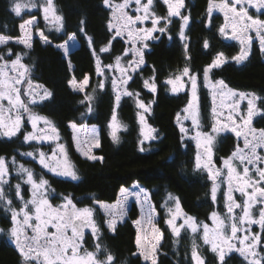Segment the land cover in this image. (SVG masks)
<instances>
[{"label":"snow or ice","instance_id":"6c2138e0","mask_svg":"<svg viewBox=\"0 0 264 264\" xmlns=\"http://www.w3.org/2000/svg\"><path fill=\"white\" fill-rule=\"evenodd\" d=\"M103 3L110 10L106 25L110 34L108 44L97 49L94 39L87 36L83 19L79 28L92 49L96 75L101 79L97 80L91 92L86 91L91 79L87 73L82 79L73 76L68 83L73 91L83 94L79 103L85 105L86 111L81 113V117L93 111L96 93L104 91L108 84L113 90L116 106L123 96L133 98L141 125L139 150L143 152L145 141L156 139L153 135L156 130L147 124L145 115L150 113V104L154 101L146 104L139 92L129 90V81L133 80L145 63L144 49L148 47V41L167 34L173 18H179L178 36L186 53L185 59L190 61L185 32L190 16L184 12L185 0H162L167 8L164 16L156 12L157 0H103ZM32 9H39L42 13L45 28L49 32L64 30V16L58 10L55 0H11L10 11L16 17H21L22 12H31ZM214 11L223 15L224 23L218 27L220 35L225 39L238 41L241 46L239 53L231 57L232 60L237 63L246 60L253 41L258 42L261 53H264V18H261L264 16V0H209L206 9L207 27H211ZM19 29L21 34L17 37L0 34V46L4 48L0 51V135L18 138L17 134L21 133L25 123H30L33 130L23 133L25 143L50 141L56 144L50 148V152L34 148L33 151L20 155L36 160L49 173L73 181L79 180L80 176L70 160L68 147L58 142L60 136L56 125L35 111V106L48 99L51 92L34 83L31 67L23 63L28 52H15L8 47L9 41L14 40L16 45H23L24 49L30 50L34 34L44 44H51L52 41L40 27L36 15L23 20ZM117 38L127 47L121 55L114 57L113 63L104 64L101 54H110L112 42ZM168 38L172 37L169 35ZM68 41L77 42L76 34L69 35L67 41L56 45L63 50L65 56L70 51ZM203 47H209L207 40ZM227 60L224 53L219 52L210 64L200 70L204 86L209 85L213 69L220 68ZM200 72H193L186 65L178 75H173L164 83L171 85L173 93L180 92L186 86L191 89V97L182 111L183 120H191L195 135L189 137L190 130L184 126L180 127V131L182 139L189 137L197 143L194 167L197 171L207 173L212 182L209 195L217 207L213 208L208 218L211 220L210 226L208 222L199 221L184 213L179 198L169 194L164 204L168 213L165 223L171 230L174 244L179 245L185 236H190V264H206L200 252L203 246H207L214 254L217 264H227L226 257L231 253H238L244 264H264V128L258 129L253 125L254 117L264 118V107H261L264 105V97L233 90L223 80L211 82V87L219 91L221 108H227V114L218 111L214 93L210 130L203 131L198 96ZM143 83L152 93L157 91L155 75ZM225 101L228 103L225 104ZM243 102H246V106H242ZM41 121L44 127H38ZM177 123H181L179 113ZM69 126L77 129L75 122H70ZM82 127L87 131L86 126ZM120 127L126 129L127 126L117 123L114 107L108 124L113 142H119L117 130ZM229 131L235 134L238 141H242V147L237 143L230 156L221 158L222 167L216 168L213 147L220 134ZM90 132L91 146L99 148L100 139L96 135V128L93 127ZM74 140L77 151L88 160L103 162V157L92 154L91 147H85L89 143L88 139L81 141L78 136H74ZM200 148L203 149L202 152L199 151ZM132 187L138 190L122 187L120 197L114 205L93 197L92 204L81 206L82 202L71 195L57 193L45 178L44 172L37 173L26 163H20L16 156L10 159L0 156V210L9 222V228L6 231L0 229V232H4L15 244L20 264H116V256L103 243V230L97 223L96 216L103 211L107 217L105 224L108 230L115 232L117 221L127 215L129 198L134 197L141 205V218L134 221L138 227L135 237L137 252L133 255L141 257L147 264H158L163 233L154 223L156 210L149 203V196L144 188L139 184ZM221 207L223 211L220 210ZM180 218L182 223L178 224L177 220ZM254 225L258 226V231H254ZM88 235L92 239L91 248L87 246Z\"/></svg>","mask_w":264,"mask_h":264},{"label":"trees","instance_id":"16d2710c","mask_svg":"<svg viewBox=\"0 0 264 264\" xmlns=\"http://www.w3.org/2000/svg\"><path fill=\"white\" fill-rule=\"evenodd\" d=\"M11 0H0V34L11 37L20 36L19 24L31 14L28 10L22 12L21 17H16L10 11ZM55 4L64 16L65 28L61 32L52 30L49 32L45 25L40 27L45 30L51 44H44L37 35H33L32 49H24L23 45H16L10 40L8 47L15 52L27 51L28 55L23 58V63L32 69V79L35 84L51 92V96L39 102L35 110L40 114L52 119L60 129L64 139L69 143L70 154L75 168L80 176L79 180L59 177L38 168L32 160L21 156L20 153L33 151V142L23 141V132L17 137L8 138L0 135V156L10 159L16 156L21 163L37 168L38 172H44L57 193L71 195L81 206L92 204L93 197L100 201L114 202L122 187L134 182H140L151 193V200L160 214L159 223L163 232V241L158 254V264H190V236H185L179 245L173 243L171 230L165 223V201L169 194L178 197L183 212L196 217L199 221L208 219L213 208L217 207L211 201L209 192L211 180L207 173L197 171L194 167V158L198 148L195 140L184 137L177 123V114L186 106L189 100L187 91L173 93L164 82L172 73H179L186 65L200 72L219 52H224L233 57L237 53V42H225L218 32L222 23L215 18L212 28L207 29L203 21L201 23L192 20L193 27L187 28L189 50L187 55L190 61L185 59V50L179 39V18L173 21V29L170 34L163 35L162 40L144 49V61L139 72L129 83V89L139 92L140 97L151 103V111L147 118L152 128L156 130L155 140L144 143L145 151H140L138 140L140 139L139 121L137 119V107L134 99L128 96L122 97L118 106L114 103V94L111 85L108 84L104 91L96 93V99L92 104L93 111L81 117L86 111L85 105L79 103L83 94L72 90L68 81L75 76L82 79L85 73L90 75V86L86 89L91 92L98 79L96 75L95 61L92 49L87 43L84 33L79 32L81 20L85 21V31L95 41L98 49L108 44L110 34L107 31V23L110 10L105 7L103 0H55ZM205 4L196 3L192 10L197 18L202 14ZM156 10L161 16L166 14V6H158ZM35 14H40L38 9ZM41 20V19H39ZM189 25V24H188ZM75 33L77 46L70 49L65 56L62 49L56 45L68 40V36ZM159 35V34H158ZM160 39V38H159ZM158 40V39H157ZM205 40L209 47H203ZM70 41H68L69 43ZM111 53H102L101 59L104 64L114 62V57L120 55L127 45L117 38L112 42ZM152 47V48H151ZM4 50L0 46V51ZM236 52V53H235ZM71 65V67H70ZM156 76L157 91L152 93L144 87V79ZM200 72V77L202 76ZM212 77L221 79L236 91L254 92L264 97V53L254 45L248 58L237 63L227 60L220 68L213 69ZM202 116L206 126L210 124L209 96L205 89L201 90ZM115 107L116 115L122 125L117 134L119 142H113L108 124ZM264 107V105H261ZM70 122L95 124L100 130V147L96 154L103 157V162L91 161L78 153L72 147V131ZM256 128H264V118L256 116L253 120ZM27 127V126H26ZM236 139L232 135L223 134L215 146L214 161L222 165L221 158L228 157L234 151ZM59 201H54L58 203ZM222 204V201H221ZM223 211L222 207L220 208ZM137 206L134 204L129 211V217L123 222L116 224L115 232L109 231L105 224V217L101 211L96 220L103 230V243L116 256V264H147L141 257L134 256L137 252L135 237L137 229L133 221L138 218ZM0 225L5 231L9 228V222L0 210ZM88 247L91 248L92 239L88 235ZM206 264H217L214 254L207 246L200 250ZM227 264H244L238 253H231L226 257ZM0 264H20V257L15 244L8 240L5 233L0 237Z\"/></svg>","mask_w":264,"mask_h":264},{"label":"rangeland","instance_id":"374dc122","mask_svg":"<svg viewBox=\"0 0 264 264\" xmlns=\"http://www.w3.org/2000/svg\"><path fill=\"white\" fill-rule=\"evenodd\" d=\"M118 2H119V0H118ZM158 3V2H157ZM34 10L35 9H32L31 10V14H29L27 17H26V19H29L30 18V16L31 15H36L37 16V18H38V22H39V24L40 23H42V24H44L45 25V23H44V21H43V19H42V13L40 12V14H35L34 13ZM39 10V9H38ZM254 11V10H253ZM156 12H157V14L158 15H160L161 16V14H160V12L159 11H157L156 10ZM165 15V14H164ZM164 15H162V16H164ZM213 15H220L221 17H222V21H223V23H224V20H223V15L221 14V13H219V12H216V11H214L213 12ZM262 18V17H261ZM25 19V20H26ZM39 19H41V20H39ZM174 20H176V18H173V21ZM222 23V24H223ZM173 23L169 26V31H168V33L167 34H165V35H168V34H170V32H171V30L173 29ZM148 26H150V22H149V24H148ZM187 28H188V26H187ZM187 28L185 29V32H187ZM179 30H180V28H179ZM179 30H178V32H179ZM178 34V33H177ZM35 35V34H34ZM158 35V34H157ZM187 35V34H186ZM169 36V35H168ZM171 36V35H170ZM172 37V36H171ZM173 39V37L170 39V40H172ZM228 40H230V41H234V42H237V41H235V40H231V39H228ZM149 42V41H148ZM254 45H257L258 47H259V44H258V42H256V41H253V45H252V48H251V51H252V49H253V47H254ZM69 46H70V49H72V48H74V47H76L77 46V42H73V41H70L69 42ZM239 53V52H238ZM238 53H236V54H234L233 56H235V55H237ZM251 53V52H250ZM122 53H120V55H121ZM224 55L228 58V60H232L231 59V57L230 56H228V54H227V52L226 53H224ZM191 68V67H190ZM183 69V68H182ZM182 69H180V71L182 70ZM192 69V68H191ZM192 71L193 72H195L194 71V69H192ZM180 73V72H179ZM179 73H177V72H175V73H172L168 78H170V77H172L173 75H178ZM117 75H118V73H117ZM167 78V79H168ZM146 79H148V78H146ZM146 79H144V80H146ZM166 79V80H167ZM185 80L187 79V78H184ZM165 80V81H166ZM218 80H221V79H214L213 77H210V83H209V85L208 86H204V83H203V75L200 77V81H199V86H198V96H199V104H200V112H201V116H202V104H201V96H202V92H201V90L202 89H205V91L207 92V94H208V96H209V104H210V106H209V116H210V110H211V108H212V106H213V94L215 93V95H216V100H215V104H216V106H217V109H218V111H224L225 112V115L227 114V108H221V96H220V93H219V91L218 90H216V89H213L212 87H211V82H215V81H218ZM131 81H129V83H130ZM130 85V84H129ZM228 85V84H227ZM169 86V90L171 91V85H168ZM228 87L229 88H231V89H233L232 87H230L229 85H228ZM148 89V88H147ZM130 90V89H129ZM234 90V89H233ZM181 91H187L188 93H189V99H190V97H191V89H190V87H185V89H183V90H181ZM172 92V91H171ZM238 92H246V93H254V92H248V91H238ZM178 93H180V92H178ZM124 97V96H123ZM146 104H148L146 101H144ZM5 104L7 103L6 101L4 102ZM134 103H135V101H134ZM225 104H227L228 103V101H225L224 102ZM135 106H136V104H135ZM242 106H246V102H243V105ZM151 104H150V111H151ZM184 109V108H183ZM36 111V110H35ZM37 112V111H36ZM39 115H41V116H44V115H42V114H40L39 112H37ZM180 114V120H181V123L179 124V127H181V126H184V127H186V128H188L190 131H189V137H191V136H194L195 135V130H193L192 129V124H191V120H183V116H184V113H183V111L181 110V112L179 113ZM146 115V117H147V115H148V113L147 114H145ZM117 116V123L119 124V125H122V123H121V121L119 120V118H118V115H116ZM44 117H46V116H44ZM48 118V117H47ZM255 118V117H254ZM49 120H51L55 125H56V123L52 120V119H50V118H48ZM111 119V118H110ZM137 119H138V116H137ZM139 121V120H138ZM210 122H211V116H210ZM76 124H77V129L76 130H74L73 128H71L70 126V129H71V131H72V138H73V140H72V147H74L75 148V150L77 151V144H76V141L74 140V136H78L79 137V139L81 140V141H83V140H86V139H88L89 140V143L87 144V145H85V147L87 148V147H91V152H92V154H95V155H97L96 154V149L97 148H95V147H92L91 146V141H90V136H91V132H90V130L93 128V127H95L96 128V135L99 137V139H100V130H99V127L97 126V125H95V124H90V123H77V122H75ZM202 123H203V131H209L210 130V127H209V125L208 126H206V124H204V121H203V116H202ZM147 124L148 125H150V123H149V121H148V118H147ZM69 125H70V123H69ZM27 126V127H26ZM82 126H86V128H87V131H85V129H84V127H82ZM151 126V125H150ZM38 127H44V125H43V122L41 121L39 124H38ZM56 127H57V129H58V132H59V136H60V140L58 141L59 143H64V144H66V146L68 147V150H69V157H70V160H71V162L74 164V161L72 160V157H71V154H70V148H69V143H68V141L66 140V139H64V136L62 135V133H61V131H60V129L58 128V126L56 125ZM140 128H141V125H140V123H139V131H140ZM152 128V127H151ZM121 129V127L120 128H118V130H117V134L120 132L119 130ZM33 129H32V127H31V124L30 123H25V125H24V127L22 128V130H21V132H31ZM223 134H227V135H232L233 136V138H235L236 139V144H235V146H234V149L236 148V146H237V143H239L240 144V146L242 147V141H238L237 140V138L235 137V134L234 133H232V132H225V133H222V134H220V136L221 135H223ZM153 135H154V133H153ZM2 136V135H1ZM219 136V137H220ZM219 137L217 138V141H216V143H215V145H214V147H213V153H214V155L216 154L215 153V151H214V149H215V146L217 145V143H218V141H219ZM141 138V137H140ZM34 144H35V148H40L41 150H43V151H45V152H50V148L51 147H55V144H56V142H41V143H37V142H35V141H32ZM145 142H147V141H145ZM29 143V142H28ZM233 149V150H234ZM199 151H203V149L202 148H200L199 149ZM78 153H80L81 154V152L80 151H77ZM82 155V154H81ZM214 155H213V160H214ZM231 155V154H230ZM83 156V155H82ZM98 156V155H97ZM25 157V156H24ZM83 157H85V156H83ZM27 159H30V160H32V162H34V164L38 167V168H41L42 169V167L39 165V163L36 161V160H33L31 157H26ZM86 158V157H85ZM226 158V157H225ZM21 163V162H20ZM216 168H219V167H222V165H217L216 163H215V165H214ZM37 173H39L38 172V169L36 168H33ZM44 172H47V170H44V169H42ZM47 173H49V172H47ZM50 174H52V173H50ZM13 175H15V173H13ZM54 175V174H53ZM57 176V175H56ZM59 177H61V176H59ZM46 178V177H45ZM64 178V177H63ZM13 183H15V181H13ZM134 184H139V186L140 187H142V188H144L146 191H147V193H148V196H149V203L155 208V210H156V217H155V220H154V223L156 224V226L160 229V231L162 232V230H161V228H160V224H158L159 223V219H160V214L158 213V211H157V209H156V207H155V205H154V202L151 200V193H150V191L148 190V189H146L140 182H134V183H132V184H130V185H127V186H125L124 188H128V189H130V190H138V189H133V185ZM120 191V190H119ZM219 195V194H218ZM236 196H237V198H239V194L237 193L236 194ZM119 197H120V192H119V195H118V197H117V199L116 200H114V202H106V201H103V202H105V203H107V204H109V205H114L116 202H117V200L119 199ZM136 205L137 206V211H138V218L136 219V220H139L140 218H141V205L140 204H138L137 202H136V200H135V198L134 197H130L129 198V201H128V204H127V208H128V211H127V215L125 216V217H123L121 220H118L117 221V223H119V222H123L124 220H126L128 217H129V211H130V209L132 208V206L133 205ZM145 207H147V206H145ZM165 212H166V216H165V218H164V221L168 218V213H167V208H166V210H165ZM101 213L104 215V217H105V220L107 219V217L105 216V214L103 213V211H101ZM184 213H186V212H184ZM188 214V213H187ZM189 215V214H188ZM136 220H134V221H136ZM134 221H133V224H134V226L136 227V229H137V225L134 223ZM177 223L179 224V223H182V218H180V219H178L177 220ZM210 226H211V223L209 224ZM144 227H146V226H144ZM169 227V226H168ZM0 229H2V227H1V225H0ZM253 229H254V231H258L259 229H258V226H253ZM3 233L4 232H0V237L3 235ZM163 233V232H162ZM8 237V236H7ZM8 240L10 241V242H12V240L8 237ZM163 241V240H162ZM162 241H161V244H162ZM13 243V242H12ZM14 244V243H13ZM160 249L161 248H159V251H160ZM158 254H159V252H158ZM143 260V259H142ZM145 262V261H144Z\"/></svg>","mask_w":264,"mask_h":264},{"label":"flooded vegetation","instance_id":"af4514ba","mask_svg":"<svg viewBox=\"0 0 264 264\" xmlns=\"http://www.w3.org/2000/svg\"><path fill=\"white\" fill-rule=\"evenodd\" d=\"M157 2H158V4H159V6H163V7H165V5H163V3H162V0H157ZM196 3H201V4H205V7L203 8L204 10H202V14L200 15V17L199 18H197L196 16H195V14H194V12H193V10H192V6H194V5H196ZM208 3H209V0H185V9H184V12H185V14H187V15H189L190 16V22H189V25H188V28L190 29V27H193V23L194 22H192V20H196V22H199V23H201L202 21H203V24H204V26L207 28V29H210L211 30V28H212V24H211V27H207L206 26V9H207V7H208ZM215 18H217L219 21H221L222 23H223V21H222V17L220 16V15H213V19L212 20H214ZM262 18H264V16H262ZM212 23H213V21H212ZM222 23L220 24V26L222 25ZM160 39H158V40H151L150 41V43H152V44H155V43H159L161 40H162V38H163V35H161L160 37H159ZM119 39V38H118ZM223 40L225 41V42H234V41H230V40H228V39H225V38H223ZM237 44H239V42L237 41ZM240 44H239V48H238V51H237V53L239 52V50H240ZM152 48V47H151ZM224 53V52H223ZM236 53V52H235ZM213 73V72H212ZM136 76V75H135ZM134 76V77H135ZM210 77H212V74H211V76ZM235 90V89H234Z\"/></svg>","mask_w":264,"mask_h":264},{"label":"water","instance_id":"95a60500","mask_svg":"<svg viewBox=\"0 0 264 264\" xmlns=\"http://www.w3.org/2000/svg\"><path fill=\"white\" fill-rule=\"evenodd\" d=\"M138 72H139V70H138Z\"/></svg>","mask_w":264,"mask_h":264}]
</instances>
